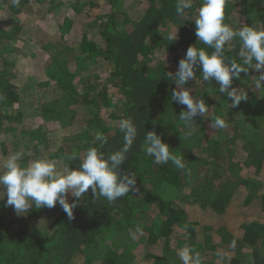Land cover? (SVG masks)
Segmentation results:
<instances>
[{"label": "trees", "instance_id": "trees-1", "mask_svg": "<svg viewBox=\"0 0 264 264\" xmlns=\"http://www.w3.org/2000/svg\"><path fill=\"white\" fill-rule=\"evenodd\" d=\"M132 1L87 0L84 18L99 24L96 40L82 35L74 47L68 44L67 34L75 36L77 32H71L74 20L67 17L57 24L59 39L44 46L50 62L43 86H54L61 94L42 102L37 117L45 123L58 122L64 130L79 122L85 127L64 136L55 152L50 132L39 123H23L21 97L12 83L16 62L5 58L11 47L0 27V132L28 144L31 156L22 158L23 163L47 157L57 159L61 168L69 164L74 170L86 150L98 145L97 131L108 137L102 149L107 153L123 146L122 118L131 117L138 127L137 139L121 166V174H136L137 190L129 195L113 203L104 198L96 201L89 188L71 220L58 203L42 212L32 208L27 216L17 219L7 213L6 196L0 200V264H74L96 252L99 256L103 252L105 264H132L136 253L132 250L136 251L141 241L146 264H182L177 253L185 244L201 250L203 264H244L245 249L251 250L254 264H264L263 222L244 223L240 238L224 223L217 230V225L203 224L207 234L220 237L214 247L204 240V233L198 241L199 223L190 220L198 213L203 221L211 214L214 220L225 216L242 189L249 192L246 203L259 201L264 216V91L255 88L253 77L259 72L250 69L241 73V79L233 80L232 87L248 93V99L233 108L231 100L219 92V84L203 81L198 68L197 79L184 87L203 99L209 111L205 117L194 118V133L185 138L188 129L178 116L187 109L171 99L178 87L173 76L190 46L207 48L195 35L202 0H193V7L183 15L176 12L178 0H138L143 6L138 19L128 15L127 4ZM27 4L57 13L54 6L61 2L20 0L19 6H13L11 0H0V12L15 22L13 17ZM224 22L234 28L245 24L264 28V0H226ZM176 31L177 38L169 39ZM230 44L235 46H226L225 55L239 63V44ZM95 61L104 63V74L87 72ZM216 116L224 118L228 126L212 129L211 120ZM148 131H155L171 150L184 156L190 175L171 163L156 164L145 155L143 138ZM72 154L76 160L64 159ZM236 154L246 158L235 161ZM252 170L253 175L246 173ZM255 186L258 189H253ZM180 194L183 200L179 201ZM74 199L69 193V203ZM138 226L140 233L135 231ZM223 244L230 245L231 255L221 256L216 251Z\"/></svg>", "mask_w": 264, "mask_h": 264}, {"label": "clouds", "instance_id": "clouds-1", "mask_svg": "<svg viewBox=\"0 0 264 264\" xmlns=\"http://www.w3.org/2000/svg\"><path fill=\"white\" fill-rule=\"evenodd\" d=\"M13 6H19L20 0H11ZM226 0H202L195 18V35L198 41L207 48L190 46L185 58L178 63L174 81L177 90L171 99L179 105L186 106L178 116L180 122L188 129L185 138L194 133V118L205 117L209 106L203 99H197L189 88L184 87L189 80L197 79L195 73L199 68L203 81H215L219 84V92L231 100V107H237L248 99L243 88L232 87L233 80L241 79V73L249 70L259 72L254 77V86L264 91V28L245 24L234 28L225 23ZM193 7V0H178L176 12L183 15L185 10ZM169 39L177 38V31L169 34ZM238 42L240 62L229 60L225 53L227 47H234L230 42ZM208 49H211L209 52ZM214 130H222L228 122L221 116L211 120ZM119 129L123 133V146L116 151H102L108 143V137L97 131L95 140L98 145L89 147L83 154L77 169H70L69 164L62 168L57 159L41 157L23 163V152L16 151L0 161V200L7 197L6 206L14 208L18 216L27 215L33 205L36 209L53 208L57 203L67 214L69 220L74 218V209L85 193L91 188L96 199L104 198L113 203L136 191V174H121V166L128 159V154L138 136L137 124L131 117L119 121ZM144 153L153 158L154 163L165 165L171 163L175 168L184 170L190 175L183 155L176 154L169 145L162 141L155 131H148L143 138ZM66 160H76L75 154L66 155ZM76 198L71 203L68 194ZM142 232L141 227L135 230ZM182 264H203L199 251L185 244L177 253Z\"/></svg>", "mask_w": 264, "mask_h": 264}, {"label": "rangeland", "instance_id": "rangeland-1", "mask_svg": "<svg viewBox=\"0 0 264 264\" xmlns=\"http://www.w3.org/2000/svg\"><path fill=\"white\" fill-rule=\"evenodd\" d=\"M60 2L61 4L59 7L54 6L55 10L56 8L59 9L57 13L49 11V13H46L44 9H33L31 4H27L22 8L20 14L13 17L15 22H11L8 15L6 16L4 13L0 12V27L6 33V45L11 47V51L6 53L5 58L6 60L16 62V66L14 65L12 70V83L18 87V93L21 97V112L24 116L23 123L25 125L39 123L46 131L50 132L49 141L51 150L54 152L60 147L64 136L79 133L85 129V127L79 125V122L78 124H75L73 128L64 130L58 122L54 121L51 123H45L42 119L37 117V111L42 102L57 99L59 94H61L56 88H54V86L50 88L43 86V83L47 81L45 68L50 62V55L44 50V46L59 39V36L56 35V32L58 31L57 24L59 21L64 20L67 17L74 20V27L71 32L73 30L77 32V35L75 36L73 34H67L66 36L68 44L73 45V47L81 41L80 37H82V35H86L90 40H96L97 29L99 27V24L96 21H87L84 18V11L87 8V0H60ZM142 7L143 6L138 4V0H133L127 4L128 15L134 19H138L142 14ZM120 17L122 18L121 15ZM78 33L80 34L78 35ZM106 69L104 63L95 61L89 66L87 72L91 74L93 72L95 74H104ZM27 147L28 144L25 143L24 140L0 132V161L16 151H22L24 154L23 158L31 156L29 151H27ZM193 153L194 155H198L197 151H194ZM244 156V154H236L235 161L242 159ZM253 172L254 170L247 171L246 173L251 176L253 175ZM261 177L262 180H264V172ZM253 189L258 188L255 186ZM248 194L249 192L245 189L239 191L236 194L233 203L229 206V213L221 218L219 216L216 217V220H214L212 214L209 215L208 220H204L205 222L199 213L192 215L190 220L199 223L197 226V232L199 233L198 241L203 240L202 233H204L206 236L204 240L207 243L214 247L217 246L216 244H219L218 241L220 237L216 234H207L203 226L205 223L212 226L217 225L215 228L216 230L220 228L222 223H224V226H227L228 230L237 238H240L243 233L241 227L244 223L250 221H260L264 223V216L259 201L256 202L254 200L247 204L246 198ZM178 197L179 201L180 199L183 200L182 194ZM5 198L7 200V197ZM32 208L36 209L34 205ZM43 209L44 207L36 210L42 212ZM7 211L9 216H12L13 213V217L15 218H23V216H18L15 213L14 208L11 206H7ZM183 235L184 231L179 233V237L182 238ZM109 245L114 249L117 247L113 243H110ZM143 245L144 242L141 241L136 251L134 249L132 250V254L136 252L135 257L132 259V264H146L147 261L143 259V253H145ZM229 246L230 245L227 244L220 245L216 251L221 256H229L232 254ZM117 249L118 248H116V250ZM118 251L122 253L121 250ZM149 251L152 252L153 250L150 249ZM199 252H201V250ZM244 252L246 254L244 264H254L251 250L245 249ZM206 259L209 260L208 257H206ZM74 264H105V261H103V252L101 256L96 252L91 254L88 259L80 258V260L75 261Z\"/></svg>", "mask_w": 264, "mask_h": 264}]
</instances>
